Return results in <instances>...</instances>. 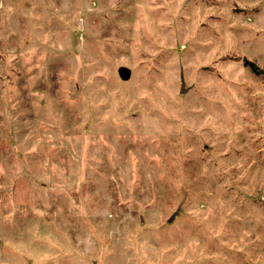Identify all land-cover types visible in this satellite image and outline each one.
Returning a JSON list of instances; mask_svg holds the SVG:
<instances>
[{"label":"rangeland","instance_id":"1","mask_svg":"<svg viewBox=\"0 0 264 264\" xmlns=\"http://www.w3.org/2000/svg\"><path fill=\"white\" fill-rule=\"evenodd\" d=\"M0 264H264V0H0Z\"/></svg>","mask_w":264,"mask_h":264},{"label":"trees","instance_id":"2","mask_svg":"<svg viewBox=\"0 0 264 264\" xmlns=\"http://www.w3.org/2000/svg\"><path fill=\"white\" fill-rule=\"evenodd\" d=\"M245 64H249V62H245ZM250 65H251L253 71H255L257 73L259 72V70L253 64L250 63Z\"/></svg>","mask_w":264,"mask_h":264}]
</instances>
